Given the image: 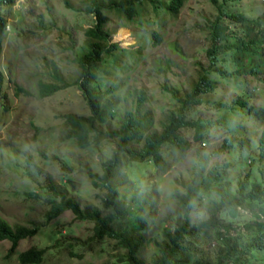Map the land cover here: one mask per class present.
<instances>
[{"label": "rangeland", "instance_id": "obj_1", "mask_svg": "<svg viewBox=\"0 0 264 264\" xmlns=\"http://www.w3.org/2000/svg\"><path fill=\"white\" fill-rule=\"evenodd\" d=\"M225 1L231 13L253 19L264 15V0ZM216 2L221 4L222 0ZM81 3L82 0H13L3 16L8 32L0 56L2 89L7 95L6 110H0V219L11 226L37 228L38 232L21 241L10 256V244L0 242V264H18L17 256L31 248L44 251L41 264H126L121 259L125 252L116 242L90 240L91 222L77 221L70 212L48 223L43 218L50 201L55 200L46 189L48 185L65 192L81 209L102 210L105 190L95 187L87 174L100 175L102 163L110 159L115 149L114 143L106 140L93 142L85 150L61 140L62 116H88L76 87L44 99H39L36 93L39 81L52 82L53 69L66 83L72 85L76 81L74 52L84 43L83 31L93 24L92 18L82 13ZM214 18L215 9L209 0H186L176 18H165L163 22H155L152 15H143L126 23L110 15L106 26L110 43L127 52L119 54L114 62L102 64L105 74L94 85L99 92L110 91L106 100L113 102L112 116L101 128L103 133L119 127L125 110L133 108L141 94L145 99L142 110L152 121L151 131H160L167 113L177 109L172 94L182 96L197 73L208 70L207 26ZM246 86L254 89L250 101L261 105L264 96L257 89V82L248 80ZM239 93L231 81H219L216 91L200 97L202 106L187 117L189 121L222 119L229 132L213 131L208 144H192L183 157L169 160L166 171L159 177L154 176L152 165L128 163L121 169L120 178L125 184L120 191L124 198L129 200L133 192L147 198V210L142 216L147 220V228L140 233L145 240L140 251L141 264L157 261L155 243L162 240L164 231H171L177 219L181 220L174 192L182 195L199 160L222 151L225 141H232L230 147L208 162V167L217 168L224 175L223 183L199 196L198 206L189 216L190 223L196 225L207 218L205 201L218 200L219 189L234 194L244 183L247 191L251 185L264 187V159L258 157L264 124L245 121L241 126L230 111L215 112L212 108L230 102ZM182 135L191 140L190 132ZM241 140L248 143V150L239 144ZM223 218L230 225L228 239L201 248L209 259L220 248L248 244L249 236L243 226L256 221L247 208L238 209L236 218L228 213ZM261 257L253 253L250 259L235 264H261Z\"/></svg>", "mask_w": 264, "mask_h": 264}, {"label": "trees", "instance_id": "obj_2", "mask_svg": "<svg viewBox=\"0 0 264 264\" xmlns=\"http://www.w3.org/2000/svg\"><path fill=\"white\" fill-rule=\"evenodd\" d=\"M186 0H82V13L90 16L92 26L83 31L84 43L74 52L73 65L78 76L71 85L64 81L62 75L53 69L52 82L37 84V97L44 99L76 87L88 110V116L67 114L61 117L63 122V142H71L79 150L88 149L91 144L101 140L113 142L115 149L108 161L102 163L100 175L87 174L95 187H101L105 194L101 201L102 210L97 208L81 209L79 204L68 195L48 185L55 200L50 201L49 209L44 213L46 223L70 212L75 220L91 222L93 237L90 240L116 242L125 254L121 257L126 264H141L140 251L145 243L140 233L147 228V220L142 218L147 210V198L133 192L126 200L121 194L124 180L120 178L121 169L128 163L152 165L155 177L166 169L169 160L183 157L192 144L209 142L213 131L227 130L224 120L189 121L188 114L202 106L200 97L216 91L219 81H231L238 96L230 102L212 105L215 112L230 111L241 126L245 121L264 124V101L255 105L250 101L254 89H248V80L257 82L264 96V15L256 19L248 18L242 13H231L226 7L227 1L218 4L209 0L215 9V18L208 22L207 34L209 46L205 50L207 71L198 72L182 96L172 94L177 102V109L168 112L160 131H151V119L143 112L144 96L141 94L133 108L125 110L120 125L103 133L101 128L112 116L113 102L106 100L107 93L99 92L94 85L102 74L101 68L108 60L116 61L122 51L117 44L110 43V33L106 30L110 15L132 23L143 15H152L155 22L165 18L174 19L182 10ZM13 0H0V45L7 19L3 17ZM123 27V26H122ZM40 29H43L40 28ZM152 37H155L152 34ZM72 42V41H71ZM73 49V45L70 47ZM213 76V77H212ZM6 110V107H3ZM239 126V127H241ZM190 132L191 140L182 133ZM230 139L222 145V151L204 156L196 166L192 180L183 187L184 193L174 192L181 220L177 219L171 231H164L162 240L155 243L157 261L154 264H235L250 259L253 253L262 255L260 263L264 264V187L241 184L234 194L226 189H219L218 200H206L204 211L207 218L196 225L190 223L189 216L198 206L199 196L204 195L212 186L221 185L224 175L217 168L208 167L211 157L226 151L231 145ZM208 144V143H207ZM248 150V143L241 140ZM259 160L264 159V130L258 141ZM228 167V166H227ZM99 183V184H98ZM151 208V207H150ZM247 208L254 222L243 226L249 236V243L243 247L236 245L220 248L213 258L204 256V246L228 239L230 225L224 222V214L232 218L238 215V209ZM103 212L105 214H103ZM147 216L146 218H148ZM37 228L23 225L11 226L0 219V242H8V255L15 252L19 243L33 238ZM226 245V244H225ZM44 251L31 248L17 256L18 264H41Z\"/></svg>", "mask_w": 264, "mask_h": 264}, {"label": "clouds", "instance_id": "obj_3", "mask_svg": "<svg viewBox=\"0 0 264 264\" xmlns=\"http://www.w3.org/2000/svg\"><path fill=\"white\" fill-rule=\"evenodd\" d=\"M7 32H8V24L6 23V26L4 29V35L2 36V41H1V45H0V56L2 54V42H3L5 35H7ZM3 81H4V77H3L2 72L0 71V110H4L3 107L5 106V99L7 96L2 89Z\"/></svg>", "mask_w": 264, "mask_h": 264}]
</instances>
